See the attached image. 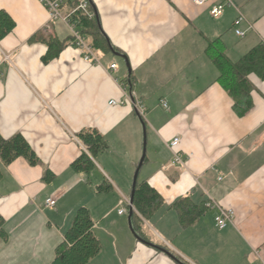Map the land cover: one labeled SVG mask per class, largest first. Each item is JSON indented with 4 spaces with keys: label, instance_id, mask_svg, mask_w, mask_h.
<instances>
[{
    "label": "crops",
    "instance_id": "obj_1",
    "mask_svg": "<svg viewBox=\"0 0 264 264\" xmlns=\"http://www.w3.org/2000/svg\"><path fill=\"white\" fill-rule=\"evenodd\" d=\"M91 1L121 53L92 51L85 59L68 39L44 63L47 47L29 38L38 32L63 40L69 29L49 21L38 0H0V10L15 22L0 39V134L22 135L39 159L36 165L23 157L9 164L0 159V264H50L81 205L89 209L101 245L89 264H177L136 237H125L126 247L97 232L111 215L101 205L105 195L113 193L112 208L130 197L143 150L142 125L147 159L139 180L163 198L148 221L142 218L152 240L189 264H238L239 256L252 264L256 251L264 264V79L249 75L253 105L240 117L205 53L218 37L232 61L264 44V0H228L218 17L209 14L217 0L203 6L192 0ZM113 63L116 69L109 71ZM85 128L97 129L109 148L93 158L89 173H76L72 161L87 153L76 133ZM175 136L181 162L173 161L168 146ZM45 168L55 175L49 183L41 179ZM100 184L111 190L96 193ZM182 197L196 203L212 197L234 211L232 224L217 229L216 209L207 208L192 226L181 228L170 206ZM48 198L53 207L45 206Z\"/></svg>",
    "mask_w": 264,
    "mask_h": 264
},
{
    "label": "trees",
    "instance_id": "obj_2",
    "mask_svg": "<svg viewBox=\"0 0 264 264\" xmlns=\"http://www.w3.org/2000/svg\"><path fill=\"white\" fill-rule=\"evenodd\" d=\"M80 1L74 0L70 7H76ZM87 2L88 10L93 13V16L89 17L83 11L77 10L72 18L76 22L81 36L84 37L85 41H89L90 48L94 52L121 53L118 48L111 44L109 38L102 30L92 1L87 0ZM14 26L15 22L11 16L1 9L0 39L10 33ZM68 39L73 40L71 34L67 38L60 40L57 37H45L36 32L29 38V42L40 41L45 44L47 51L42 60L47 63L58 56ZM224 46L222 37H218L207 43L205 53L217 68L218 76L216 80L230 96L233 102V111L241 117L253 105L251 96L253 84L249 80V75L254 74L259 79H264V44L260 42L254 45L236 61H232L227 57ZM128 82L131 83L130 80ZM76 137L87 153L83 151L72 161L70 167L76 173H89L95 167L93 158L99 153L107 151L109 148L108 143L104 136L95 128L82 129L76 133ZM18 157L25 158L31 165L39 163L38 157L22 135L15 134L10 138H4L0 134V159L3 163L9 164ZM146 159L145 156L140 169ZM139 173L132 199V206L137 212L132 211L128 218L131 231L138 240L159 252L167 253L177 264H189L166 245L154 242L147 234L142 218L148 221L163 204V198L149 185L147 180H139ZM54 177L55 175L48 168H45L41 179L43 182L49 183ZM110 190L111 186L106 184H100L95 187L96 193H107ZM129 207L130 205L127 207L128 213ZM170 208L176 212L181 228L192 226L207 211L205 201L196 203L190 200L189 197L177 199ZM3 222L0 217V236L5 239L2 229ZM93 226L94 221L89 209L85 205L79 206L69 227L63 234V240L55 247L54 258L50 264H89L91 259L101 250L100 242L93 232Z\"/></svg>",
    "mask_w": 264,
    "mask_h": 264
},
{
    "label": "built area",
    "instance_id": "obj_3",
    "mask_svg": "<svg viewBox=\"0 0 264 264\" xmlns=\"http://www.w3.org/2000/svg\"><path fill=\"white\" fill-rule=\"evenodd\" d=\"M39 3L45 8L47 11L49 21H60L62 22L70 31V34L73 37V44L77 47H80L84 50L85 59H89L92 56V50L90 48V45L87 44L84 37L81 36L77 24L75 21H73V14L77 10L83 11L86 15L89 17L93 16V13L88 10V2L87 0H81L78 5L74 8L70 7V4L73 3L74 0H38ZM209 0H192V2L195 5L203 6L205 5ZM228 3V0H217L213 2L209 8V14L213 17H218L221 15L224 6ZM235 33L238 36H243V32L240 30H235ZM8 57L5 56V60ZM116 69V65L113 63L109 66V71H114ZM110 104H115V100H111L109 102ZM160 103L163 107H166V103L163 100H160ZM137 108H140L139 111L143 112L142 108L139 106L138 102L134 103ZM180 142V139L178 136H175L171 139L168 146L172 151L173 154V161L175 162H181V159L179 157V153L177 151V146ZM55 204V201L51 198H48L45 200V206L47 207H53ZM130 205L129 199L122 197L121 200H119V208L118 213L122 214L124 212V207ZM205 206L207 208H213L216 209V213L214 215V224L215 227L219 230H222L226 228L229 224H232L233 217H234V211L231 208H227L222 206L218 201L214 200L212 197H208V199L205 202Z\"/></svg>",
    "mask_w": 264,
    "mask_h": 264
},
{
    "label": "rangeland",
    "instance_id": "obj_4",
    "mask_svg": "<svg viewBox=\"0 0 264 264\" xmlns=\"http://www.w3.org/2000/svg\"><path fill=\"white\" fill-rule=\"evenodd\" d=\"M58 23H60V21H58ZM65 32L68 33V30L66 28H65ZM143 139H144V136H143ZM141 157H142V155L139 157V160L141 159ZM139 160H137V161L139 162ZM133 176H134V174H133ZM133 176H132L131 183L133 182ZM141 177H142V174L139 175V178H141ZM105 196L106 197L103 199V202L101 205H103L105 210L109 211V214H111V215L108 218H105L103 221L100 222V224L98 226L99 230L97 232L101 236H105V237H107V236L104 235L103 232L108 233L110 236H112V238L116 242H123V245L127 247L128 243H127V240L125 239V237L130 238V240L136 241V238H134L135 235L133 234V232L131 231V229L129 227L128 211L123 216L117 215L118 208H121V207L118 206L116 208V206H115L114 208H112V206H113L112 205L113 193H110V195H105ZM89 205H92V208H94V209L99 207V206H96V203L93 201L89 202ZM133 209L136 213L137 211L135 210L134 207H133ZM100 213L101 212H98L97 215H100ZM97 219H99V218L97 217ZM148 231H151V230H149V228H148ZM118 233H120V235H118ZM112 234H114L115 236H113ZM107 239H109V238L107 237ZM128 247H129V245H128ZM218 247H220V246L218 245ZM252 255L254 256L256 261L252 260L251 263L252 264H261L260 262H262V261L259 259V256H261V254H259L258 251H256L255 253L252 252ZM239 258H240V260H239L238 264H246L247 263L244 259H241L240 256H239Z\"/></svg>",
    "mask_w": 264,
    "mask_h": 264
},
{
    "label": "water",
    "instance_id": "obj_5",
    "mask_svg": "<svg viewBox=\"0 0 264 264\" xmlns=\"http://www.w3.org/2000/svg\"><path fill=\"white\" fill-rule=\"evenodd\" d=\"M124 60H125V64L128 68V72L130 73V69H129V63L127 61V59L125 57H123ZM143 126V136H144V139H143V150H142V157L141 159L139 160L138 162V165L135 169V173H134V176H133V182H132V187H131V192H130V197H129V203H130V207H129V213H128V218L130 216V214L132 213V211H134L133 209V206H132V199H133V194H134V189H135V185H136V182H137V178H138V173H139V170H140V167L143 163V159L145 157V153H146V133H145V125H142ZM130 226V225H129ZM131 228V227H130ZM136 237V236H135ZM137 238V237H136Z\"/></svg>",
    "mask_w": 264,
    "mask_h": 264
}]
</instances>
